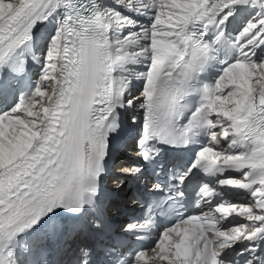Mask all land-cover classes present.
I'll return each instance as SVG.
<instances>
[{
  "label": "snow or ice",
  "instance_id": "6c2138e0",
  "mask_svg": "<svg viewBox=\"0 0 264 264\" xmlns=\"http://www.w3.org/2000/svg\"><path fill=\"white\" fill-rule=\"evenodd\" d=\"M113 4L0 0V104L29 75L26 53L43 63L34 90L20 89L18 102L0 110V123L9 139L25 130V124L39 126L41 121L49 122L57 134L53 149L57 157L47 173L8 169L0 179V264H47L48 244L57 232L67 227V239L87 235L83 220L65 221L57 210L80 217L90 208L101 217L92 221L96 228L107 220L94 198L110 138L119 134L120 110L125 108L142 110L140 151L135 155L146 162L160 154L158 144L187 147L201 130H207L212 144L227 142L226 149L202 147L178 180L182 185L197 168L206 174L240 173L219 184L246 190L251 200L219 205L214 211L225 212L226 218L235 214L247 223L236 226L235 235L219 233L227 239L212 249L210 264H226L227 251L236 245L242 248L234 249L235 264H264V0H113ZM61 8L69 9L62 20ZM136 16L147 17L150 23ZM240 17L243 20L237 22ZM50 25L52 30L41 35L40 29ZM34 45L44 53L43 61L33 52ZM144 61H149L146 71L138 72L135 65ZM213 61L223 65L215 81L196 89L193 82ZM133 79L144 81L137 95L131 92ZM197 90L199 104L181 125L189 107L184 99ZM25 116L32 118L30 124ZM138 119L133 114L130 122ZM141 172L136 165L123 168L128 176ZM207 189L205 184L200 193L212 196L215 189ZM169 199L175 201V196ZM189 217L134 255L123 252L127 241L122 238L110 251L119 257L118 264H208L207 244L198 248L195 238L194 244L185 242ZM148 223H129L123 231L142 232ZM80 253V264H90L91 250L82 247Z\"/></svg>",
  "mask_w": 264,
  "mask_h": 264
},
{
  "label": "bare ground",
  "instance_id": "6f19581e",
  "mask_svg": "<svg viewBox=\"0 0 264 264\" xmlns=\"http://www.w3.org/2000/svg\"><path fill=\"white\" fill-rule=\"evenodd\" d=\"M113 2V0H110ZM100 3L103 2V0H99ZM110 4H105V6H108ZM113 6V5H111ZM121 11H124L123 9H120ZM126 15H131V13L125 12ZM139 18H142V23L149 24L150 21L147 17L138 16ZM241 18V17H240ZM138 19V18H137ZM140 20V19H139ZM127 31V30H126ZM43 56L44 53L42 52ZM29 58V56H28ZM149 63V61H145L144 65ZM213 66H218V64H213ZM24 121L31 122L32 118L29 116H25ZM47 121H41L40 125H31L30 127L28 124H25V130L19 131L16 134H13L12 139L8 138V135L6 134L5 130L3 129L4 137L0 136V179L3 177V174L6 170L10 169L9 167L12 165V163L16 162L18 158L20 157L19 161L23 162L25 160V157L23 156L25 152L27 151H34L38 150L37 143L39 140V137L42 135L45 127H46ZM114 136V135H113ZM112 136V137H113ZM57 137V134L54 135V139L52 144L48 146H43V144L39 149V154H45L46 159L44 160V163L42 164L41 168H39L37 171L43 170L45 173H47L50 169L54 167L50 163V161L57 157V153L53 151L55 148V139ZM111 137V138H112ZM130 154V153H129ZM70 163V160H61L57 159V163ZM127 167L125 165L118 166L117 171H123V168ZM125 178V177H124ZM123 178V179H124ZM121 178V175H116L114 178L109 179L110 183L114 186H112L110 189H116L119 194L126 195L128 194V190L126 189V186L123 184H119V180H123Z\"/></svg>",
  "mask_w": 264,
  "mask_h": 264
}]
</instances>
